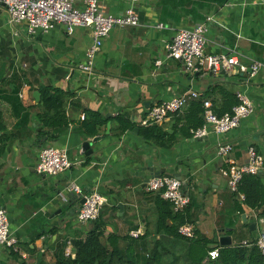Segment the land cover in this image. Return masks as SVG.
<instances>
[{
	"label": "crops",
	"instance_id": "crops-1",
	"mask_svg": "<svg viewBox=\"0 0 264 264\" xmlns=\"http://www.w3.org/2000/svg\"><path fill=\"white\" fill-rule=\"evenodd\" d=\"M98 1L105 14L118 15L132 0ZM136 12L141 25L114 28L97 56L95 72L86 74L78 65L85 62L93 43L89 29L75 27L69 32L58 25L48 33L30 36L25 25H11L6 7L0 5V209L7 211L19 241L15 251L0 247V264H53L61 246L73 253L76 241L85 239L92 229L78 223L79 211L65 217L75 206L63 208L65 202L57 193H67L73 184L86 193L99 191L107 199L102 209L106 239L112 234L127 238V246L139 240L133 253L161 256L159 264L190 261L192 245L200 252L194 257H200L217 247L249 244L256 239L250 230L255 222L257 239L261 237L257 212L246 207L242 195L233 196L224 171L231 161L239 167L248 165L250 148L264 158V70L247 72L255 63L264 65V0H138ZM201 23L207 25L205 53L234 56L245 72L235 65L218 73L191 75L182 62L167 57L166 44L176 33ZM42 87L68 92L64 98L71 124L60 133L39 132L44 129L38 118ZM189 90L198 91L201 99L191 101L181 116L160 124L171 133L178 118L195 113L192 102L203 105L210 100L218 115L231 111L241 93L252 101L254 111L224 136H180L170 150L147 142L140 130L148 111ZM78 104L81 108L74 106ZM84 108L108 120L100 130L99 143L80 130ZM121 118L133 129L120 134ZM200 118L205 123L203 112ZM40 137L52 142L42 144ZM86 142L91 143V156L84 151ZM224 143L233 150L221 157L218 150ZM46 145L64 149L71 169L57 177L39 174V152ZM150 171L187 183L183 190L191 199L193 241L158 229L157 195L145 189L153 175ZM260 173L264 180V163ZM139 230L146 235L144 240L131 235ZM223 238L231 244L222 245Z\"/></svg>",
	"mask_w": 264,
	"mask_h": 264
},
{
	"label": "built area",
	"instance_id": "built-area-1",
	"mask_svg": "<svg viewBox=\"0 0 264 264\" xmlns=\"http://www.w3.org/2000/svg\"><path fill=\"white\" fill-rule=\"evenodd\" d=\"M246 1V0H245ZM138 0H132L129 7L121 14H105L99 7L98 0H0V5H5L11 25H25L30 36L38 33H48L58 25H64L69 32L75 27L89 29L93 35V43L86 51L85 62L78 65L82 73L93 74L95 72L96 59L116 27H138L141 25L136 7ZM162 28L163 25H158ZM207 25L201 23L192 29L179 30L174 38L166 44L167 57L173 60H181L186 71L191 75L200 74L204 71L218 73L223 70L239 66L243 72L246 67L241 65L236 57L226 54L207 55L208 45ZM158 67L163 65L157 62ZM253 73L264 70V65L255 63L252 66ZM239 104L231 113L219 117L213 110L210 100L203 101V115L205 124L202 128L193 131L197 138L207 137L211 133L224 136L237 130L242 122L248 119L254 111V106L245 94H238ZM201 99L200 93L195 90L153 106L147 113L145 126L160 125L174 115L184 112L191 101ZM233 150L229 143L219 146L218 154L221 157L228 156ZM249 164L239 167L235 161H231L224 175L229 179V187L233 193L238 192V185L246 174L258 175L262 169L264 158L257 154L255 149L248 150ZM72 163L67 152L54 145H46L39 152L37 171L41 175L57 177L70 170ZM183 183L168 176L152 178L145 189L150 193H158L170 202L175 213H182L190 205L191 199L183 190ZM71 191L81 194L82 189L73 184ZM86 202L77 214L80 225H93L100 215L107 199L99 191L92 190L86 194ZM244 198V196H243ZM257 222L263 227L262 235L257 245L264 254V218L257 217ZM141 231L133 232L135 238L141 236ZM179 234L192 239L195 228L192 224H185L179 228ZM18 238L12 232L10 221L5 209H0V247L5 250L15 251ZM248 246V243H243ZM67 256H71V249L66 250ZM219 249L209 253L212 260L219 257Z\"/></svg>",
	"mask_w": 264,
	"mask_h": 264
},
{
	"label": "trees",
	"instance_id": "trees-1",
	"mask_svg": "<svg viewBox=\"0 0 264 264\" xmlns=\"http://www.w3.org/2000/svg\"><path fill=\"white\" fill-rule=\"evenodd\" d=\"M40 90V107L42 110L38 118L44 128L41 134L47 132L60 133L61 130L68 128L71 124L67 115V106L64 98L68 92L58 87H42ZM238 104L239 100L236 97V106ZM74 106L81 108L80 104ZM192 106L196 108L195 113L178 118L172 127L173 133L163 126L152 125L141 127L140 135L147 142L152 143L160 149H172L180 136H194L193 131L202 128L205 124L200 118V112H203L201 102H192ZM84 109L85 113L80 130L85 136L96 138L100 135L101 128L105 126L108 120L100 113L91 111L88 108ZM232 110L226 113H231ZM226 113L218 114V116L221 117ZM181 115L182 113L175 116L179 117ZM2 117L3 114L0 112V130H2ZM131 129H133V126L128 121L123 118L119 120L118 131L120 134ZM155 194L157 195L156 200L159 209L158 229L165 230L172 237L183 239L184 237L179 234V228L185 224H191L192 215H190V206L182 213H175L170 202L164 200L160 194ZM232 194L236 198L239 195L244 196L246 207L256 211L259 217H264V183L262 176L259 174L244 175L238 185V192H232ZM106 230V218H104L101 211L99 219L94 222L86 238L76 241L72 255L67 256L66 247L61 246L60 254L56 256V261L53 264H157L161 262V256L147 257L145 255L141 257L133 253V250L139 247V240H132L134 243L127 246V238H121L112 234L106 239ZM145 237L146 235H141L139 238L144 240ZM186 240L193 241L192 239ZM121 241H124L126 244L122 246ZM257 243L258 239L251 238L248 246L239 243L233 247H217L215 249H219L220 254L216 260H212L207 253L200 257H194L195 254L198 255L200 252H196L195 246L192 245L191 259L183 264H264V254ZM208 244L209 242L204 243L205 246ZM126 246L127 248H125ZM206 249L209 250L207 247ZM206 258H209V261L204 263ZM39 264L46 263L41 262Z\"/></svg>",
	"mask_w": 264,
	"mask_h": 264
},
{
	"label": "water",
	"instance_id": "water-1",
	"mask_svg": "<svg viewBox=\"0 0 264 264\" xmlns=\"http://www.w3.org/2000/svg\"><path fill=\"white\" fill-rule=\"evenodd\" d=\"M3 6H5V5H3ZM178 61L182 62L181 60H178ZM247 72H248V74L252 75L253 69L250 68ZM246 81H248V80H246ZM38 95H39V93L35 94V96H38ZM110 128H111V125H108V134L110 133ZM136 131H138V129H136ZM39 132H42V130H39ZM102 139H103V137H96L93 141H94V143H99L102 141ZM39 142L42 144H45L47 142H52V139H50L48 137H40ZM83 148H84V151L86 152V156H91L93 154V151L90 149L91 148L90 142H86L83 145ZM150 172L153 174L152 178L163 176V173H161V172H157V171H155V172L150 171ZM259 175L261 176L262 173H259ZM180 180H181V178H180ZM149 181H146V182L148 183ZM147 183H146V185H147ZM263 183H264V180H263ZM186 186H187V183H184V187H186ZM66 191H67V193H62V191L58 192L57 197H59L62 201L65 202L63 205V208L70 207L71 205L75 206V209H69V212L66 213L65 217H66V219H68V218H71L73 216V214L77 213L83 207V205L86 202L85 196L87 193L85 191H82L81 194H79V193L76 194L75 192L70 190L69 186L67 187ZM188 195H190V194L188 193ZM119 209L123 210L122 205L119 206ZM243 219L246 222L247 221V215H243ZM257 228H258V224L256 222L250 225V230L253 231V234H254L256 239H257ZM224 240H225L224 238L221 240L222 245L231 244L230 241L228 243H226V242H224Z\"/></svg>",
	"mask_w": 264,
	"mask_h": 264
}]
</instances>
